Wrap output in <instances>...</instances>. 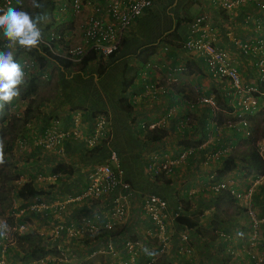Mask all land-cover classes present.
I'll use <instances>...</instances> for the list:
<instances>
[{"label":"crops","instance_id":"crops-1","mask_svg":"<svg viewBox=\"0 0 264 264\" xmlns=\"http://www.w3.org/2000/svg\"><path fill=\"white\" fill-rule=\"evenodd\" d=\"M52 1L51 11L55 10L56 14L50 13V17H47L49 12H43L45 7L39 13L45 16L39 25L44 35L48 30L58 29L61 24L71 23L69 28L64 29L65 37L67 36L68 40L73 38L75 43L79 42L82 37L78 25L83 23L87 11L72 15L63 5V0ZM35 3L33 1L26 7L32 12L36 8ZM250 5L225 12L205 0H155L154 8L144 11L125 31L124 44L112 58L114 63L99 78L96 77L99 65L94 61L89 64L92 66L89 70L90 77L71 78V74L63 76L64 72L51 60L45 58L46 64L40 67L36 57L26 50H14L19 63L22 57L27 56L37 62V68L25 75L24 83L31 78L40 80L41 83L50 81L52 86L48 91L52 88L53 92L50 95H40L37 101L40 113L29 117L24 128L9 142L10 151L17 155L15 165L18 164V178L12 184L17 187L24 181L31 180L37 189L42 190V194L22 201L11 192L10 199H6L5 209H2L3 202L0 201V221L3 222V219L10 215L15 217L22 211H27L28 214L36 213V209L30 208L32 205L46 206L45 212L50 215H47L50 220H43L41 215H38L37 219L29 217L26 231H37L48 245L52 243L60 252L69 250L70 254H76L78 264H121L123 261H126L125 264H149L152 258L155 259V264H161L162 260L163 264H184L186 259L178 253L181 246L189 249V255L186 257L192 263H259L264 256V168L258 175L261 176L251 196V206L257 221L256 229L252 230L249 218L238 210V205H224L216 200L222 199L224 192H214L210 189L211 184L227 180L231 182L232 188L242 189L249 184L251 174L246 172V176L239 179L237 170L242 169L239 167L223 175L220 178L223 180H217L214 174L219 167L218 163H202L206 153L222 147L230 148L229 155H241V142L251 141L256 128L264 119V67L259 64V60L264 61V35L254 29L251 19H245L250 15L255 21H260L264 16ZM187 9L193 10V13L187 12ZM202 11L207 15L204 32L216 46L224 50L227 61L236 67L242 89L236 90L225 80L211 78L198 59L182 47H177L178 43L182 45L185 34L186 24L182 23L178 27V39L167 37L157 44L154 51L144 52L139 58L142 69H139L134 77L133 86L127 94L132 103V111L129 114L123 112L118 104V98L122 95L120 91L123 65L139 67V60L132 56L137 53L138 48L156 43L159 37L168 31L176 17L187 15L193 18ZM48 20L50 23H47ZM244 42L251 48L248 53H243L240 49V44ZM5 48L6 41L0 34V50ZM105 59L103 57L102 60ZM177 65H182V70H173ZM151 83L165 87L168 93L162 95L157 91L150 92L148 87ZM248 87L256 90L254 97L257 106L251 113H241L238 118L239 96L244 95ZM36 91L37 89L23 99L19 96L14 98L11 104L5 103L9 110L7 116L14 112V116L21 117L28 103L32 104V97H37ZM203 99H211L213 105L203 102ZM15 101H18V104ZM16 104L19 109L11 111V107ZM95 110L104 111L110 131L109 140L104 142L96 153L86 154L85 151L93 147L86 146L82 139H73L70 135L62 138L50 151L37 143L43 128L51 125H56L59 131L77 129L83 136H89L94 117L90 112ZM241 121H245V127ZM139 128L143 133L153 128H161L167 135L159 141H146L142 134H138ZM262 133L253 144L263 163L264 130ZM182 140L190 141L189 145L184 147L180 142ZM197 140L199 142H196ZM19 141L23 143L19 144ZM238 147L239 151L236 150ZM187 148H190V153L186 152ZM109 149L116 150L125 176L135 192L127 207L125 220L111 230L123 231L130 228V238L141 242L142 246L137 248V254L132 259L128 258L129 255L122 246L117 248L116 257L110 253H100L96 250L98 239H91L92 233L88 231L89 226L101 227L109 215L106 200L83 197L87 172L103 159L102 155L107 156ZM151 158L174 162L172 173L164 177L169 183L162 180L151 182L147 179L146 163ZM57 162L70 167L71 174H50V168ZM242 172L245 173V170L242 169ZM150 187L162 194L168 190L171 199L167 201L168 208L178 204L180 215L183 214L197 222L194 229L186 232L187 240L181 241L180 235L185 227H179L173 220L168 219L164 230L168 248L164 255L155 253L156 233L152 222L141 209L140 195ZM223 207H227V211L222 214ZM41 210L43 209L38 211ZM95 210L98 212L96 215ZM56 211L60 212L61 216L52 220V214ZM58 223L62 228L53 233ZM67 228L74 229L75 234L69 235ZM251 234H254L253 245H244L242 239ZM83 239H87V242ZM9 246L16 245L7 243L5 249ZM15 251L16 247L10 251L12 253L7 254L0 250V264H23L20 263L18 254L15 256ZM141 256H150L149 261ZM62 257L64 259L56 258L55 262L72 263L71 259L63 255ZM53 259L47 255L24 264H47L46 262Z\"/></svg>","mask_w":264,"mask_h":264},{"label":"built area","instance_id":"built-area-1","mask_svg":"<svg viewBox=\"0 0 264 264\" xmlns=\"http://www.w3.org/2000/svg\"><path fill=\"white\" fill-rule=\"evenodd\" d=\"M205 1L225 12L232 11L243 5L251 4L264 16V0ZM154 2L155 0H63V5L70 10L72 15L87 11L83 23L78 25L81 31V40L77 43H71L68 37H65L66 31L61 32L57 29H53L48 30L46 35H44L41 29L43 35L41 43L46 44L51 53L63 57L74 64L89 50L95 51V53L102 57H106L117 49L120 41L124 38L125 31L145 10L149 9ZM8 7H15L19 10H23L22 0H0V9L6 10ZM245 19H251L254 24V29L264 35V17L260 21H255L253 18H250V15H247ZM206 23L207 15L203 11L186 22L185 34L181 45L182 49L191 53L198 59L204 65L211 78L225 80L229 83L230 87L241 90L242 83L238 70L227 61L224 50L216 46L211 39L208 38L203 30ZM240 49L243 53L251 51L250 46L245 42L240 44ZM20 63L24 66L25 75L31 73L34 68H37V62L28 56L22 57ZM259 64L264 67L263 60H259ZM182 68V65H177L173 70L179 71L182 70ZM148 90L150 92L157 91L162 95L167 93L165 87L157 86L153 83L149 85ZM255 92V88L248 87L245 89V94L239 96L237 106L240 114L237 115L238 118L241 117V113H251L257 106V101L254 97ZM202 101L213 105L211 99H203ZM15 106L11 107V111L14 110ZM185 121H183V123H185ZM241 122L245 127V121ZM108 132V118L106 114L97 113L93 117V127L89 136H83L77 129L59 131L56 125H51L43 128L41 135L37 139V143L42 145L45 150L50 151L60 143L62 138L70 135L73 139H82L86 146L94 147L102 139H107L106 135ZM245 133L248 134L247 131ZM22 143L23 141H19V144ZM229 149V147H222L212 152L209 151L203 156L202 163L207 165L208 162H220L229 155ZM186 152L190 153V148H187ZM173 164L174 162L169 160L158 161L154 158L149 159L146 168L148 178L152 179L159 173H170ZM260 176L254 179L245 192L233 190L231 185H229L231 182L228 180L213 183L210 186V189L214 192L229 190V192L238 199V203L246 209L245 212L251 221L250 228L252 230L256 229L257 221L251 206V196L254 192L255 185L259 182ZM86 178L87 185L83 191V197L106 200L109 209V215L105 223L101 227L89 226L88 231L92 233V235L98 229L111 231L115 225H119V223L125 220L127 207L135 193L130 183L125 179L124 171L119 164L116 151L109 149L106 158L89 169ZM140 196L141 209L147 219L152 222L156 233L157 245L155 247V253L157 255H164L168 248L167 237L164 235L165 225L168 219L174 221V219L180 215V207L178 204H175L173 208H168L167 200L152 192H144L141 193ZM30 208L39 210L46 209V206L32 205ZM97 213V210H95L94 214L96 215ZM53 216L55 219H59L61 214L56 211ZM12 228L18 233L26 231L24 225H13ZM61 228V224L58 223L54 227L53 233H57ZM66 230L69 235L75 234V230L72 228H67ZM188 230L187 228H183V232L180 235L181 241L187 240L188 235L186 232H188ZM0 234L9 242L2 229L0 230ZM130 237V228L123 231L117 229L114 235L103 236L98 240L94 239L97 240L96 244L98 245L96 250L104 254L110 253L116 257L118 254L117 248L122 246L126 254L129 255L128 258L132 259L137 254V248H140L142 245L140 241ZM253 238L254 234H251L243 238L242 242L244 244L247 242L246 244L252 246ZM178 253L181 257L186 259L184 264H204L201 261H196L195 263L188 261L189 258L186 256L189 255V249L187 247H179ZM166 256H168V253ZM71 260L72 264H74L78 261V257L72 255ZM152 261H155V259L152 258L150 262ZM125 263L126 261H123L121 264Z\"/></svg>","mask_w":264,"mask_h":264},{"label":"trees","instance_id":"trees-1","mask_svg":"<svg viewBox=\"0 0 264 264\" xmlns=\"http://www.w3.org/2000/svg\"><path fill=\"white\" fill-rule=\"evenodd\" d=\"M35 2L42 4L43 8L45 7V9H47L48 11H49V8L51 9L53 6L52 0H45L42 2L40 0H36ZM43 8H39V9L34 8L33 11L31 12L28 7L24 6L23 10L27 11L30 14H32L33 16H35V15L39 14L41 11H43ZM190 19L191 18H189L187 15H181V18L176 17L174 19V21L172 22L168 31H166V33L164 35L160 36L156 43H154V44L150 43L148 45H143L140 48H138L137 53H133L132 56L139 60L137 62V63L140 62L139 67H135V66H132L129 64L123 65V67H122V76L123 77H122L121 91H120L122 95L118 98L119 107L123 112L129 114L132 111V103L127 98V97H129V95H127V94L129 93V88L133 86L134 77H136L139 69H142V62L139 59L141 57V55L144 52L149 53V52L154 51L157 44L159 42H162L163 40H165V38H167V37H172L173 39H178L179 35H177V33H178L177 31H178L179 25L182 23L186 24V22L189 21ZM123 44H124V38L120 41V44L117 47V49L113 53H111L105 57L106 58L105 60H102L103 57L101 55H98L97 53H95V51L89 50L75 64L73 62L63 58V57H59V56L51 53L48 46L46 44H43V43H40L38 48L33 49L31 52H29V51H27V52L30 55L36 57V60H37L38 65L40 67H44V65L46 64V62H45V58H46L48 60L53 61L58 68H61V70L64 72V74H62L63 76H68L71 74V78L72 77L73 78L74 77H78V78L79 77L80 78L90 77V75L85 76V74H86V72H89V71H87L88 65L94 61V62H96V64L99 65V70H98L97 75H96V77L99 78L102 75H104L106 70L110 67V65L112 63H114L113 62L114 59H112V58H114L115 54L121 49ZM177 45H178L177 47H181V43H178ZM36 80L37 79H35V78L34 79L33 78L28 79L25 83H23V85L20 86V94H19L20 99L26 98L35 92V90L37 88V81ZM171 86H173V85H170V87ZM127 90H128V92H127ZM167 93H168V90H167ZM167 93H165L164 95H166ZM32 110H35V107L31 106V103H28V105L23 109V114L21 117L14 116L13 114H11L10 116H7V113L9 110H8L7 106L4 105L3 110H0V137L5 132L12 131V129L14 127H16V129L18 131L22 130L24 128V124L26 123L27 119L31 116V115H29V113H31ZM90 113H91V116H93V115H96L97 113H104V111L95 110V111H91ZM139 133L142 134L143 138L146 141H159L161 138H163L164 136L167 135V132L161 128H153L151 130H146L144 133H143V130L139 128L138 134ZM67 141L69 143V140H67ZM180 142L184 147H186L190 143V141H185V140H182ZM196 142H199V140H197ZM101 146H102V143H98V145L94 146L92 149L86 150L85 153L88 155L94 154L101 149ZM5 148L8 150H11V148H9V145H6ZM105 152H106V150H105ZM240 154L241 155H238V156L237 155H228L227 157L223 158L220 162H217L219 167L215 171L214 178L219 180L227 172H231L232 170H235L236 168L241 167L243 170H245V173L242 172V169H239L241 171L237 170V176L240 179V177L246 176L245 175L246 172L250 173L251 178L248 180L249 184L242 189H239V188H237V189L232 188V189L235 191H239V192H245L248 189V187L252 184L254 179L259 174H261L263 172V163H262V158H261L260 154L256 150V146L253 144L248 145L247 150L246 151L244 150ZM117 156H118V154H117ZM102 157H103V159H100V161H98L97 163L102 162L106 156L102 155ZM119 164H120V162H119ZM147 165H148V161L146 163V168H147ZM120 166L123 169L121 164H120ZM172 169H171L170 173H172ZM2 173H3V171H2V167L0 165V189L5 187L7 192L10 194L12 192V195L14 197L19 198L22 201H27L29 199L31 200L33 197H36V196L42 194V190L37 189L32 184L31 180H26L21 185L14 187L12 182L18 178L17 172H15V175L12 178H8V179L6 177V173H4V178L2 179V176H3ZM56 173L65 174V175L71 174V169H70V167H67L65 163L57 162L54 165H52V167L50 168V174H56ZM170 173H168V174H170ZM168 174L159 173V174L155 175L152 179H149V178H147V179L151 180V182H152V180L153 181L162 180L165 183H169V180L167 178H164ZM146 175L148 177L147 170H146ZM124 176H125V173H124ZM125 179L130 183V181L126 178V176H125ZM220 180H223V179H220ZM215 183H218V182H215ZM130 185H131V183H130ZM229 185H231V184H229ZM8 188H9V190H8ZM147 190H148L147 192H152V193L158 194L159 196L166 199L164 197V195L160 192H157L156 189H151V187H150L149 189L147 188ZM222 192H224L223 198H225V199H223L221 197L222 199H216L217 201H221L224 205L225 204L226 205L235 204L236 206L238 205L237 206L238 210H241V212H244L246 214V212H245L246 209L244 208V206H242L241 204L238 203V201H237L238 199H236L229 192V190H224V191L222 190ZM5 194L2 193V191L0 190V201L3 202L6 200V199H4ZM215 206H216V209H218V206L217 205H215ZM226 208L227 207H223V209L221 208L222 214L227 211ZM46 210L47 209H43L41 211L34 210L36 213H30V214H28L29 212H27V211H22L21 213H19L15 217H13V215L6 217L5 220L12 221L14 223V225H25V222H27V220L30 219L29 217L37 219L38 215H41L43 220H50V217L48 218V216H50V215L49 214H47L48 216L46 215V213H47V212H45ZM39 213H42V214H39ZM53 214H52V220L54 218ZM29 215H31V216H29ZM247 218H248V216H247ZM225 221L226 220H224V223H225ZM174 222L177 226L185 227L188 229H194L193 227L197 224V222H195V220H193L192 218L187 217L183 214L176 217L174 219ZM248 222H249V220H248ZM222 223H223V220H222ZM249 223L251 224V221ZM196 230L198 231V229H196ZM114 233H115V231L98 229L97 231H95L93 233V235L91 236V239H99V238L101 239V237H103L105 235H107V236L108 235H114ZM15 236H16V238H18L17 242H16V246H12V247L9 246L7 249H5V246L7 245L8 242L0 234V243L2 244V249H0V250H2V252L4 254H7L8 252L12 253L10 251H13V247H16L15 256L18 254L17 257L20 258V263H23V264L30 261V260L38 259L40 257H44L47 255L54 258L53 260L46 262L47 264H62V261H60V263L55 262L56 258L64 259L62 257V255H63L65 258L72 259V255L77 256L76 254H70L69 250H64L63 252H60L57 249V247L55 245H53L52 243H49L50 245H48V243L46 241H44V237L41 234H39L37 231H22L19 234L15 233ZM83 241L87 242V239H83ZM19 242H21V243H19ZM20 249H22V250L20 251ZM141 257L143 258V256H141ZM148 257H150V256H148ZM148 257H146L147 262L149 261ZM163 257L164 256H162V258ZM146 258H143V259L146 260ZM78 262H79V260L74 264H78ZM63 264H65V263H63ZM82 264H89V263L83 262ZM149 264H155V262L152 261ZM161 264H163V260H162ZM255 264H264V256L262 257V259L259 263L255 262Z\"/></svg>","mask_w":264,"mask_h":264},{"label":"clouds","instance_id":"clouds-1","mask_svg":"<svg viewBox=\"0 0 264 264\" xmlns=\"http://www.w3.org/2000/svg\"><path fill=\"white\" fill-rule=\"evenodd\" d=\"M36 8H43L36 3ZM45 16H33L27 11L15 7L0 9V34L6 41V48L0 50V110L5 103L11 104L20 94V85L24 83V66L15 57L14 50L22 49L31 52L38 48L43 35L39 25ZM3 159V145L0 143V164Z\"/></svg>","mask_w":264,"mask_h":264},{"label":"rangeland","instance_id":"rangeland-1","mask_svg":"<svg viewBox=\"0 0 264 264\" xmlns=\"http://www.w3.org/2000/svg\"><path fill=\"white\" fill-rule=\"evenodd\" d=\"M33 1H36V0H22V6H23V8H24V6H26L28 4H32ZM40 1L42 2V1H45V0H40ZM152 8H154L153 5L149 9H152ZM191 9H193V8H191ZM191 9H187V12L193 13V10H191ZM43 12H46V13L49 12V14H48L47 17H50V13L56 14L55 10H52L51 11L50 8H49V11L47 9H45ZM215 13H218V12L215 11ZM47 23H50V21L48 20ZM70 25H71V23H69V24H61L57 30L63 32V31H65L64 29L65 28L66 29L69 28ZM72 39L71 40L69 39L70 40L69 42L75 43V42H73L74 40H72ZM90 68H92V66L91 65H88L87 71H89ZM54 70L55 69H52V71H54ZM89 75H91V72L90 71L89 72H86L85 76H89ZM50 86H52V83H50V81H47L45 83L44 82L41 83L40 80L39 81L37 80V88H36L37 91H36V94H35L37 97H32V104H31V106H34L35 107V110H32V112L29 113V115H31L30 117H32L33 115H36L37 113H40V110H39L38 105H37V101L39 100L38 98L41 97L40 95H50V94H52V92H53L52 91V88L48 91V88ZM15 102L18 104V101H15ZM17 104H16L14 110L19 109V106ZM11 114L14 115V112H11L10 114H8V116H10ZM262 117H264V115ZM259 124H260V126L258 128H256V133L253 134L254 136L251 138V141L250 140H246V141H242L241 142V144H240L241 146L240 147L242 148L243 151L246 149V147L248 145L253 144V142H254V140L256 138H258L261 134H263L262 132L264 130V119H262V123H259ZM18 132L19 131L16 129V127H14L12 129V131L5 132L0 137V143H2V145H3V159H4V162L2 164H0L1 167H2V171H3V173H2L3 174L2 179L4 178V173H6V177L8 179V178H12L15 175V172H17L16 165H18V164L15 165V157L17 155L16 154H12V152L10 150L6 149L5 146L6 145H9V142H11L12 140H14L16 138V134ZM109 132L106 135V138L107 139H102L99 143H102L103 144L104 142H106V141L109 140ZM239 137H240V134H239ZM240 147H238L236 150L239 151L240 150ZM9 148H10V146H9ZM0 190L4 194L6 193L4 199H10V193L7 192V190H6L5 187L1 188ZM8 190H9V188H8ZM163 195L166 198V200H171L170 199V196H169L168 190H165V192H164ZM5 202H6V200L3 201V203H2L3 204L2 209H5L6 208ZM28 222H30V220H27V222H25V225H24L25 229L28 228V225H29ZM0 225H1L0 230L2 229L4 231L6 237H7L8 241H9L8 243H14L16 245V242H17V239L18 238H16L15 233H17V234H19V233L12 228L13 225H14V223L12 221H10V220H5V218H4L3 219V222L0 221ZM19 243H21V242H19ZM21 250L22 249H20V251Z\"/></svg>","mask_w":264,"mask_h":264}]
</instances>
